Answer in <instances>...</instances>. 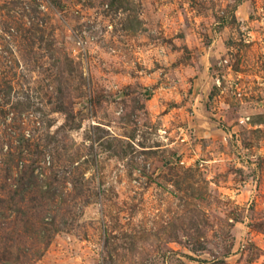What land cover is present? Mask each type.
Segmentation results:
<instances>
[{"label":"rangeland","instance_id":"1","mask_svg":"<svg viewBox=\"0 0 264 264\" xmlns=\"http://www.w3.org/2000/svg\"><path fill=\"white\" fill-rule=\"evenodd\" d=\"M0 264H264V0H0Z\"/></svg>","mask_w":264,"mask_h":264}]
</instances>
